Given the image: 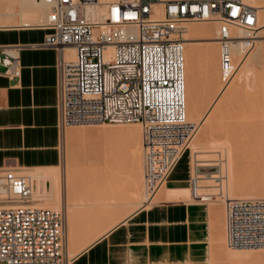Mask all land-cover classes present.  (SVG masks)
Here are the masks:
<instances>
[{
  "label": "built area",
  "instance_id": "2783aa9c",
  "mask_svg": "<svg viewBox=\"0 0 264 264\" xmlns=\"http://www.w3.org/2000/svg\"><path fill=\"white\" fill-rule=\"evenodd\" d=\"M41 1L46 16L31 26L50 32L43 41L18 48L59 51L60 130L101 122L142 123L145 189L152 197L201 127L187 112L188 24L218 23L220 68L227 82L238 68L235 47L246 52L253 46L259 7L244 0ZM69 46L75 48L73 58L66 55ZM1 64L6 74H20L18 55L4 51ZM197 176L191 175L190 188L202 198ZM0 187L6 188V196L0 193V264H69L63 210L38 205L32 177L18 169L0 168ZM225 237L230 248L264 247V195L226 198Z\"/></svg>",
  "mask_w": 264,
  "mask_h": 264
},
{
  "label": "crops",
  "instance_id": "0c3cea01",
  "mask_svg": "<svg viewBox=\"0 0 264 264\" xmlns=\"http://www.w3.org/2000/svg\"><path fill=\"white\" fill-rule=\"evenodd\" d=\"M49 32L31 25L0 26V54L9 51L18 55L21 66L19 75L10 76L5 73V65H0V168L61 164L63 132L57 90L60 53L53 47L18 48L43 41ZM199 68V78L194 81L197 87L194 83L192 86L197 88V95L192 96L191 89V97L202 104L210 101L211 93H203ZM191 161L190 150L168 178L159 200L139 207L69 264H199L207 259L213 231L219 232L221 207L164 196L168 188L189 187Z\"/></svg>",
  "mask_w": 264,
  "mask_h": 264
},
{
  "label": "bare ground",
  "instance_id": "6f19581e",
  "mask_svg": "<svg viewBox=\"0 0 264 264\" xmlns=\"http://www.w3.org/2000/svg\"><path fill=\"white\" fill-rule=\"evenodd\" d=\"M106 1H110V0H106ZM245 2H247V3H249V4H252V5H255V6H257V7H259V13H258V26H257V28H256V30L254 31V34L253 35H251V37H252V39H253V46L248 50V51H246V52H244L243 51V49L240 47V46H236L235 47V49H234V58H235V60H236V62L238 63V68H237V71L235 72V74L232 76V78L229 80V81H227V82H224V84H223V86L221 87V89H220V91L216 94V96H215V98L213 99V101H212V103L209 105V107L207 108V110L205 111V113L201 116V118H199V121H196V122H198V123H200V125H204V124H206V132H208V131H212V134H214L213 132H215L214 130H215V128H216V126H217V128H218V126H220V124H219V122L221 123V119L223 118V117H225V115L227 114L228 116L230 115L229 113V111L232 109V108H234L235 107V105H236V103L238 102V100L240 99V97L242 96L241 94L243 93L242 91H243V87L242 86H246V85H249V80H250V78L253 76V70H254V66L255 65H257V63H259V62H261L262 60H263V57H264V47H263V45L262 44H260V45H258L257 44V41H259L260 43H262L263 41H264V39H263V37H264V0H244ZM19 8V10L17 11L16 10V8ZM46 13H47V8H46V5L44 4V2L43 1H41V0H0V14H4V15H8V16H10V17H13L12 18V20H10L8 17V19L9 20H3L2 22H0V26H14V25H36V24H38V23H40L42 20H44V18H45V16H46ZM18 14H20V18H21V22H19L18 20H17V18H14L15 16H17ZM6 18V19H7ZM203 20H197V21H193V22H190V24H188V31H187V36H186V50H185V54H186V87H187V112H188V118H189V120H191V121H195L194 120V117L196 118V116H197V118L196 119H198V115L200 114L199 113V110H200V106H199V102H198V100H197V102H194L195 100H192L193 99V97H191V89H193L192 88V86H193V83H194V81L196 80L195 78H199V74H197V72H198V70L200 69L199 67H200V64H201V57H202V52L198 49V47L196 46V44L198 45V43H205V45H206V47H205V49H204V54H205V57H206V59H207V61L209 62V63H211V65H209L208 63H207V66H210V73H212V74H210V75H212L213 77H214V73H215V64H214V60H216V58L215 57H217V56H215L216 55V51H214V45H215V43L216 44H218L219 43V41H218V37H215L213 40L211 39V38H209V35L211 34V28L214 26L213 24H211V25H213V26H211L210 24H208V23H206L205 24V22L206 21H203ZM209 23L211 22H213V23H217V22H214V21H208ZM218 31V30H217ZM232 31L233 32H239V33H241V35L242 36H247L248 34H247V32L246 31H244V30H241V29H238V28H236V27H233L232 28ZM66 55H67V57H69V58H73L74 57V55H75V48L74 47H71V46H69V47H67L66 48ZM213 63V64H212ZM209 69V68H208ZM196 74L198 75L197 77H195L196 76ZM212 77V78H213ZM198 81V80H197ZM196 83H194V86H196L195 85ZM198 84V83H197ZM199 86V85H198ZM197 87V86H196ZM194 89H197V88H194ZM194 89L192 90V92L194 91ZM195 93V94H194ZM194 93H192V96H194L195 97V95H197L196 94V90L194 91ZM197 97V96H196ZM199 99V98H198ZM233 110V109H232ZM231 110V111H232ZM261 114V115H260ZM263 112L262 113H260L259 111H254V112H252L251 113V116L249 117L250 118V120L253 122L254 120L255 121H257L258 119H260L259 117L261 116H263ZM226 115V116H227ZM226 118V117H225ZM224 119V118H223ZM227 119V118H226ZM221 120V121H220ZM225 121V120H224ZM222 123H224V122H222ZM221 123V124H222ZM95 124H97V125H100V126H98L97 128H95L94 129V131L96 132L95 134H98L99 136H102L103 138H113V139H117V140H122V139H126V141H131V143H132V141H133V143H134V140H135V143H136V141H137V143H138V145L136 144V146L134 145V147L132 146V147H129L130 146V144L127 142V147H129V148H133V149H130L129 150V148H128V151L126 152V148L125 147H123L124 148V151H123V155H124V152H125V154H126V156L127 155H129V156H127V158H129V159H135L136 160V158L137 157H140L141 158V156H140V154H141V151L144 153V147L142 148L141 146H142V136H143V131H142V125H141V123L140 122H132V123H129L128 124V126L126 125V126H122V127H120L119 125V127L117 128V127H114V129H112V127L111 128H107L105 125L107 124V122H101V123H95ZM90 126L92 125V124H89ZM222 126H223V124H222ZM221 126V127H222ZM226 126V125H225ZM225 126H223V128H221V130L222 129H226V127ZM204 127V128H205ZM225 127V128H224ZM79 128H81V127H79ZM84 128V127H83ZM217 128H216V133H217ZM75 128H73L72 130H74ZM77 129V128H76ZM90 129H92V128H90ZM89 130V129H88ZM74 131H79L78 129L77 130H74ZM84 131H85V129H84ZM90 131V130H89ZM88 131V132H89ZM92 131V130H91ZM218 131H220L219 130V128H218ZM223 131V130H222ZM225 131H227V130H225ZM72 132V131H71ZM70 132V133H71ZM205 132V133H206ZM221 132V131H220ZM224 132V131H223ZM66 133V132H65ZM94 132H92V134H93ZM204 133V134H205ZM225 133V132H224ZM223 133V134H224ZM226 133H228V132H226ZM74 134V133H73ZM81 134V133H80ZM91 134V133H90ZM90 134H88V135H90ZM91 134V135H92ZM94 134V135H95ZM203 134V133H202ZM218 134V136L220 137V135H221V137L220 138H222L223 136V134H219V132L217 133ZM72 135V134H71ZM87 135V136H88ZM216 135V134H215ZM214 135V136H215ZM227 136L229 135V134H226ZM200 136H202V135H200ZM199 136V137H200ZM214 136H213V138H214ZM217 136V137H218ZM225 137V136H224ZM223 137V138H224ZM229 137H230V135H229ZM228 137V138H229ZM201 138H203V137H201ZM226 138V137H225ZM230 138H232V137H230ZM255 137H253V139H254ZM194 140V139H193ZM192 140V142H191V144H190V146H191V148H192V150H193V152H192V154L194 153V161H193V163H192V165H193V169H194V173H195V175H198L197 177L199 178V183H198V189H197V193L198 194H200V195H202L203 193H201L200 192V187H202V186H204V185H202L201 183H200V181L202 180V179H205V180H209V181H216L217 182V180H216V178H217V176L219 175V174H211L212 172H210V173H206V172H204V171H201V170H199L200 169V167L201 166H205V165H210L211 163H209V162H206V161H201L202 159L200 158V157H202L203 156V154H201V155H199V153H201V152H203L204 150H200V149H198L197 148V144H198V142H194ZM201 140V139H200ZM229 140V139H228ZM228 140H221V139H214L213 140V143L212 144H216L217 146H222L223 148H224V150H226V152H227V154H228V167H227V169L225 170L226 171V175L228 176V178L226 179V180H222V181H219L220 183H217V184H214V185H218V186H221V188H216L215 186V189H221L220 191H216L215 193H218L219 195L220 194H222V196L221 197H224V196H226L225 198H237V197H260V196H262V195H264V177L262 178V176H261V178H262V181H259V180H256L255 182H254V180L253 179H255V178H257V177H255V176H257V175H255V174H257L256 172H259L260 171V166L258 167V166H254V167H256V169H257V167H258V170L259 171H257L256 169L254 170V167H253V171L255 172L254 174H253V172L251 173V175H250V173L248 174V175H250V176H248L250 179H251V181H249V179H246L249 183H247L246 181H245V179H244V177H243V174H242V172L240 171V169L238 168V167H235V165L232 163V159H233V151H232V149H234V148H231V146H230V144H233V143H231L232 142V140H231V142H230V144H229V141ZM123 141H125V140H123ZM125 141V142H126ZM195 141H196V138H195ZM234 141V140H233ZM253 141H255V139L253 140ZM194 142V143H193ZM204 142V141H203ZM206 142H208V141H206ZM132 143V144H133ZM255 143V142H254ZM129 145V146H128ZM144 146V145H143ZM233 146V145H232ZM136 147V148H135ZM95 148V147H94ZM93 148V150H98L97 148L96 149H94ZM122 148V149H123ZM135 148V149H134ZM214 148V147H213ZM216 148V147H215ZM254 148V147H253ZM100 149V148H99ZM106 149V148H105ZM142 149V150H141ZM202 149H205V147L204 148H202ZM93 150H91V152L92 153H95V151H93ZM101 150V149H100ZM103 150V151H102ZM102 153L104 152V148H102ZM214 150V149H213ZM254 150V149H253ZM253 150H252V152H253ZM107 151H109L108 149H107ZM106 150H105V152H107ZM216 151V150H215ZM218 151V150H217ZM255 151V150H254ZM97 152V151H96ZM105 152H104V155H105V158H104V160H105V166L103 167V166H101L100 165V167L101 168H97V169H94L93 171H92V173H91V175L90 174H87L89 171H91L90 170V168L91 167H85V163L83 164L84 166H83V168H79L77 165H75L76 166V168H78V169H80V170H77L76 169V171H82L83 169H87V168H89V170L87 171V173L85 174V178H83V177H80V178H78V174L77 173H72V172H74L73 170L75 169V166L73 165V164H71V165H73L74 166V169L72 170V174L69 172V173H67L68 172V170H67V172H66V170L64 171V172H66L65 174H66V179L68 180V185H69V196H73L74 198H75V196L77 195V196H79V194H80V192H82L83 190L82 189H84L85 188V190L82 192V193H84V195L88 198V195H90L89 196V199L90 198H94V196H92L91 197V194H93L92 192L94 191H92L91 192V190L90 191H88L90 188H94L95 189V187H96V191L98 190L99 191V188H102L103 190L102 191H104V187L106 186H102V187H100L101 186V184H103L102 182L104 181V180H108V177L109 176H111V178L114 180V177L115 176H118V177H120V178H123V177H125L126 179H127V183H128V181H129V179L130 178H132L135 174H136V176H134V177H136V178H132V179H130V181L132 182L133 181V179L135 180V179H139V181L138 180H135V182L136 181H138V182H141V180H143V176H142V179H140L141 177L139 176L140 175V173H141V171H140V169L138 168V166H139V161L137 162V161H135L134 162V164H136V163H138V166H137V168L138 169H136L135 167H136V165L134 166V170L136 169L137 171L139 170L140 171V173H138L137 174V171H134V170H132V171H134L133 173H132V171H131V174H134L132 177H130L129 179H128V177L127 176H123L122 174V176H119V173H121V172H119L120 171V169L119 168H122V166H123V169H125L126 170V168L128 169V168H131L130 166L132 165V161H130L129 159V162H132L131 163V165H128V166H126V168L124 167L126 164H123V163H121V161H124V162H126L127 160H124V158L125 159H127L126 157H124L123 159H116L117 157H116V152H112L113 153V155L116 157V158H114V157H112L113 155H111L110 156V153H109V155H107V154H105ZM109 152H111V151H109ZM122 152V151H121ZM121 152H119V153H121ZM222 152V151H221ZM225 152V151H224ZM115 153V154H114ZM119 153H117V156H119L118 154ZM129 153V154H128ZM198 153V154H197ZM91 153H87V155L89 156ZM98 154V153H97ZM93 155V154H92ZM122 155V156H123ZM144 155V154H143ZM219 155V154H218ZM254 155H255V152H254ZM254 155H252V158H253V156ZM95 156V155H94ZM103 156V155H102ZM122 156H121V158H122ZM198 156H200V157H198ZM204 156H205V154H204ZM86 157V156H85ZM208 157H209V155H208ZM207 157V154H206V158H208ZM99 158V157H98ZM101 158V160H102V157H100ZM144 158V157H143ZM143 158H141V160L143 159ZM225 158V157H224ZM88 159H90V158H88ZM87 159V160H88ZM93 159V158H92ZM96 159V158H95ZM139 159V158H138ZM255 161H256V159H255V157L253 158ZM85 160H86V158H85ZM98 160V159H97ZM140 160V162H142L143 164H144V159L141 161ZM252 161V163H254L255 161ZM89 161V160H88ZM99 161V160H98ZM103 161V160H102ZM201 161V162H200ZM219 161H220V158H219ZM101 162V161H100ZM192 162V161H191ZM88 163V162H87ZM127 164H128V162H126ZM142 163H140L141 164V168H143V164ZM216 163V162H215ZM256 163V162H255ZM254 163V164H255ZM82 164H81V166H82ZM97 164H99L98 162H97ZM97 164H95L96 166H97ZM101 164V163H100ZM120 164H122V166L120 165ZM217 164V163H216ZM253 164V165H254ZM71 165H69V166H71ZM88 165V164H87ZM86 165V166H87ZM90 165V164H89ZM95 165H92V166H94L95 167ZM120 165V166H119ZM256 165V164H255ZM260 165V164H259ZM91 166V165H90ZM227 166V165H226ZM67 167V166H66ZM98 167H99V165H98ZM133 167V166H132ZM69 168H71V167H69ZM73 168V167H72ZM96 168V167H95ZM30 169V171H31V174H30V176L32 177V179H33V181H34V186H35V191H34V197L35 198H38V199H40V200H43V202H40V201H38L37 202V204L38 205H40V206H44V207H54V208H61L62 207V199H61V197H62V192H61V186H60V182L62 181L61 180V174H60V172H59V170H58V166H56V167H32V168H29ZM66 169V168H65ZM82 169V170H81ZM91 169H93V167L91 168ZM218 169V168H217ZM222 169V168H221ZM251 169H252V167H251ZM262 169V171H263V168H261ZM70 170V169H69ZM131 170V169H130ZM130 170H128V171H130ZM143 172H144V169H141ZM250 171V170H249ZM248 171V172H249ZM127 172V171H126ZM213 172H215V171H213ZM221 172H222V170H221ZM82 173H83V171H82ZM81 173V175L80 176H83L84 175V173H85V171H84V173L82 174ZM122 173H123V171H122ZM130 173V172H129ZM128 173V174H129ZM145 173V172H144ZM216 173V172H215ZM244 173V172H243ZM262 173V172H261ZM260 172H259V174L258 175H260L261 174ZM76 174V176H73V175H75ZM118 174V175H117ZM124 174V173H123ZM143 174V173H142ZM223 174V173H222ZM252 174L254 175V178H251V176H252ZM262 174H264V172L262 173ZM261 174V175H262ZM87 175V176H86ZM90 175V176H89ZM127 175V174H126ZM139 176V178H137L138 176ZM224 175V174H223ZM246 175V174H245ZM89 176V177H88ZM129 176H130V174H129ZM220 177H223L222 175H219ZM218 176V177H219ZM226 176V177H227ZM264 176V175H263ZM247 177V176H246ZM245 177V178H246ZM62 178H64V177H62ZM111 178H109V180L111 179ZM124 178V179H125ZM144 178H145V176H144ZM208 178H213V179H208ZM215 178V179H214ZM118 179V178H117ZM125 179V180H126ZM258 179H260L259 177H258ZM116 180V179H115ZM118 180H120V179H118ZM116 181V182H118V184H117V186L118 187H121V186H123L124 185V183L123 184H121V182L123 181L122 179H121V181ZM261 180V179H260ZM49 181H51V189H49L48 188V186H47V183L49 182ZM129 181V182H130ZM208 181V182H209ZM261 182V183H259V184H257L258 182ZM66 182V181H65ZM111 181H109V183H110ZM112 182H114V181H112ZM120 182V183H119ZM130 182V183H131ZM134 182V181H133ZM132 182V184H131V187L132 188H134V187H136V186H134L135 184ZM251 182V183H250ZM105 183H108V182H104V184ZM145 183V182H144ZM103 184V185H104ZM112 184V186L110 185V186H108L107 188H108V190H109V188L110 187H113L114 185H113V183H111ZM115 184V183H114ZM121 184V185H120ZM125 184H126V181H125ZM134 184V185H133ZM220 184V185H219ZM130 185V184H129ZM134 187H133V186ZM138 185H139V183H138ZM141 185H143V183L141 182ZM141 185H140V188H141ZM94 186V187H93ZM116 186V185H115ZM116 186V187H117ZM126 186H128V184L126 185ZM126 186H124L125 188H127ZM144 186V185H143ZM143 186H142V188H143ZM68 187V186H67ZM115 187V188H116ZM129 187V186H128ZM77 188H82L80 191L77 189ZM114 188V189H115ZM121 188H123V187H121ZM125 188H123V189H125ZM132 188H128V189H130V191H132L133 192V190H132ZM164 188V187H163ZM163 188H160L152 197H150V198H148L149 199V201H154V200H159L161 197H162V194H163ZM68 189V188H67ZM75 190L76 191V189L79 191V192H75V191H73V190ZM88 189V190H87ZM105 189H106V187H105ZM127 189V190H128ZM139 189V188H138ZM145 189V188H144ZM87 190V191H86ZM101 190V189H100ZM110 190H111V188H110ZM116 190V193H113V191H115ZM115 190H111V191H109V192H111V196H113L114 194H116V196L118 195V197H119V195H120V189H115ZM126 190V189H125ZM135 190H137V188L135 189ZM141 190V189H140ZM140 190H139V192H140ZM97 191V193L99 194L100 192H98ZM117 191H119V194H118V192ZM123 192H124V190H122ZM72 192H73V194L75 195V193H79V194H76L75 196L74 195H72ZM75 192V193H74ZM88 192H90V193H88ZM127 193H129V190L128 191H126ZM135 192V191H134ZM138 192V193H139ZM0 193H2V195L3 196H6V188L5 187H0ZM97 193L95 192L93 195H97ZM102 193H107V189H106V192H102ZM126 193V194H127ZM166 194L164 195L166 198H169V199H172V200H177V199H186V198H188V197H190L192 194H193V189H191V188H189V187H181V188H168L167 190H166V192H165ZM214 193V192H213ZM214 193V194H215ZM108 194V193H107ZM105 195V197L103 196V194L101 195V194H99V195H97V197L96 198H98V196H100V199H101V197L103 196V198H106V196H110V195ZM122 194H125V193H121V195H120V197L122 196ZM130 194H131V192L129 193V195H125L124 197H128V198H130V197H133V196H137V194L136 195H133V196H130ZM142 194V193H141ZM211 194V193H210ZM82 195V194H81ZM84 195H82L81 196V199H85V196ZM95 195V196H96ZM203 195H206L205 193L203 194ZM208 195V194H207ZM217 195V194H216ZM76 196V197H77ZM84 196V198H82ZM115 196V195H114ZM113 196V197H114ZM115 196V197H116ZM130 196V197H129ZM143 196V195H142ZM80 197V196H79ZM112 197V198H113ZM117 197V198H118ZM119 197V198H120ZM124 197H123V199H124ZM63 198V197H62ZM68 198V197H67ZM72 198V197H71ZM73 198V199H74ZM78 198V197H77ZM218 198V197H217ZM80 199V198H79ZM108 199V198H107ZM110 199V198H109ZM108 199V200H109ZM69 200V199H68ZM91 200V199H90ZM103 200V199H102ZM118 200V199H117ZM225 200V199H224ZM45 201H47V202H45ZM79 201H81V200H79ZM99 201V200H98ZM113 201V200H112ZM120 201H121V199H120ZM120 201H119V203H120ZM219 201V200H218ZM93 202V201H92ZM124 202V201H123ZM128 202V201H127ZM138 202V201H137ZM113 203V202H112ZM130 203V202H129ZM128 203V204H129ZM69 204H71V203H69ZM114 204H116V202L114 203ZM124 204V203H123ZM77 205L78 206H80V207H82L83 205H84V202H83V200L81 201V202H78L77 203ZM94 205H96L95 203H94ZM98 205V204H97ZM102 205V204H101ZM109 205V204H108ZM137 205V204H136ZM142 205H146V204H141L140 206H138V207H135V209H133L132 211L130 210V209H127L128 211L130 210L131 212H129L128 214H126L125 216H123L120 220H118V221H116V222H112V224L111 223H109L110 225L108 226V224H107V227H101V228H98V225L96 226L94 223H96V222H94L93 223V219L91 220L92 221V223H93V225H95V229H93V230H100V231H98L97 232V234L96 235H92L91 236V239H89V240H87L86 242H84V245L82 246L81 244H80V246L78 247V249L77 250H71L70 251V257L73 259L75 256H77L79 253H81V252H83L85 249H87L91 244H93L95 241H97V240H99V238L100 237H102L103 235H105L107 232H109L111 229H113L115 226H117L120 222H123V220H125L129 215H131L134 211H136L139 207H141ZM91 206V205H90ZM103 207H104V205H102ZM68 207H69V209H68ZM67 207V212H68V215L66 216V221H67V226H65V233H66V231H67V239H68V241H69V239L72 237L73 238V233H74V226H75V224H77V223H75V222H77L75 219V214L76 215H79L83 210H85V209H83L82 208V211H81V209L79 208H76L75 209V207H74V209H73V207L72 206H68ZM107 207V206H106ZM111 207V206H110ZM112 207H114V206H112ZM121 207H122V205H121ZM95 207H93L92 209H94ZM102 208V207H101ZM108 208H109V206H108ZM107 208V209H108ZM117 212H119V210H120V208H119V206H117ZM132 208H134V207H131V209ZM90 208H88V209H86V212H88L87 210H89ZM91 209V210H92ZM96 209V212H97V214L100 216V218H102L104 215H106V213L109 211V209L107 210L106 209V213L105 214H102V212H104V211H102L103 209H101V211L102 212H98V208H95ZM113 209V208H112ZM112 209H110V210H112ZM114 209H116V208H114ZM114 209H113V212H111V213H114V212H116V211H114ZM104 210H105V207H104ZM121 211V210H120ZM127 211V212H128ZM86 212H82V213H84L85 215L84 216H86V215H89V212H88V214L86 213ZM91 212V211H90ZM96 212L94 211V213L92 214L93 216V218H95L94 217V215L96 216L97 214H96ZM79 213V214H78ZM81 213V214H82ZM101 213V214H100ZM110 213V212H109ZM111 213H110V215H111ZM120 213V212H119ZM123 214V213H122ZM134 214V213H133ZM83 215V214H82ZM101 215H102V217H101ZM116 215V214H115ZM120 215V214H119ZM84 216H82L83 218H84ZM106 216H109V214H107ZM91 217V218H92ZM116 217H117V215H116ZM81 218V217H80ZM82 218V219H83ZM96 218H99V217H96ZM95 218V219H96ZM113 218L115 219V217L113 216ZM112 218V219H113ZM119 219V218H118ZM116 220V219H115ZM85 221V220H84ZM83 221V222H84ZM89 220H87L86 222H88ZM81 222V220L78 222V223H80ZM82 222V223H83ZM78 226H80V224H77V228L76 229H78ZM81 226H82V224H81ZM83 226H85L84 225V223H83ZM92 226V225H91ZM100 227V226H99ZM92 228H93V226H92ZM103 228H104V230H103ZM76 229H75V233H77L76 232ZM94 231V232H95ZM94 232L92 231V233L94 234ZM66 236V235H65ZM75 236V235H74ZM76 237V236H75ZM90 238V237H89ZM221 239V241H224V234L223 233H219L218 231L217 232H215V231H213V236H212V245H213V247L216 245V243H218L217 241L218 240H220ZM70 241H71V239H70ZM73 241V240H72ZM225 241H226V238H225ZM81 242V241H80ZM67 243V242H66ZM70 243V242H69ZM75 243V242H74ZM73 243V244H74ZM86 243V244H85ZM71 245V244H70ZM72 246V245H71ZM226 246H227V244H226ZM228 247V246H227ZM75 248V247H74ZM247 249H245V248H230L229 247V250H228V248H227V255L228 256H230L231 258H233V259H239V258H244V257H258V258H264V247L262 248V247H246ZM231 249V250H230ZM234 249V250H233ZM245 249V250H244Z\"/></svg>",
  "mask_w": 264,
  "mask_h": 264
},
{
  "label": "rangeland",
  "instance_id": "374dc122",
  "mask_svg": "<svg viewBox=\"0 0 264 264\" xmlns=\"http://www.w3.org/2000/svg\"><path fill=\"white\" fill-rule=\"evenodd\" d=\"M16 10L18 11L19 10V8L17 7L16 8ZM20 16V14H18L17 16H15L14 18H17V20L19 21V22H21V16ZM10 17V16H6V15H4V14H0V22H2L3 20H12V18L13 17H10L9 19L8 18ZM7 18V19H6ZM193 22V21H192ZM203 22V21H202ZM206 23H208V24H213V25H211V26H213L212 28H211V34L209 35V38H215V37H217V30H218V23H209L208 21H206L205 22V24ZM190 24V23H189ZM186 36H187V33H186ZM212 39V40H213ZM263 39H264V37H263ZM257 44L258 45H260V44H262L263 45V47H264V41L262 42V43H260L259 41H257ZM196 46L198 47V49L202 52V57H201V64H200V66L202 67V78H201V81H202V84L204 85V88H203V93H211V95H210V101H208V102H206V103H202V104H200L199 103V106H200V110H199V117H198V119H196L197 118V116H196V118L194 117V120L195 121H199V118H201V116L205 113V111L207 110V108L209 107V105L212 103V101H213V99L215 98V96H216V94L220 91V89H221V87L223 86V84H224V81H223V79H222V73H221V68H220V56H219V43L218 44H216L215 43V45H214V51H216L215 53H216V55L215 56H217V57H215L216 58V60H214V64H215V73H214V77L212 76V75H210V74H212V73H210V66H207V63L209 64V65H211V63H209L208 61H207V59H206V57H205V54H204V49H205V47H206V45H205V43H198V45L196 44ZM213 64V63H212ZM209 68V69H208ZM254 70H253V76L250 78V80H249V85H246L245 87L244 86H242L243 87V93L241 94L242 96L240 97V99L238 100V102L236 103V105H235V107L234 108H232L229 112V116L227 115H225V117L227 118H225V117H223L220 121H221V123L222 122H224V123H222L223 124V126H225L226 127V129H222L221 130V128H223V126H222V124L219 122V124H220V126H218V128H219V130L221 131H218V128H217V126H216V128H217V133L219 132V134L221 133V134H223L222 136L224 137H222V138H220L221 137V135H220V137L218 136V134L216 133V128H215V132H213L214 134H212V131H208V132H206V124H204L203 126L201 125V127H200V130H199V132H198V134L195 136V138H196V141H195V138H194V142H198V146H197V148L198 149H200V150H204L203 152H201V153H199V155H201V154H205V156H204V154H203V156L202 157H200V156H198V157H200L202 160L201 161H206V162H209V163H211L210 165H205L204 166V169H203V171L204 172H206V173H209V172H212V171H215V172H212L211 174H219V175H222L223 177H220L219 175V177L217 176V178H216V180L218 179L219 181H222V180H226L227 178H228V176L226 175V169H227V167H228V154H227V152H226V150H224V148L222 147V146H217L216 144H212L213 143V140L214 139H221V140H228L229 141V144H230V142H231V140H232V142L231 143H233V144H230V146H231V148H234V149H232V151H233V159H232V163L235 165V167H238L239 169H240V171L242 172V174H243V177H244V179H245V181L247 182V183H249L246 179H249V181H251V179L248 177V176H250L251 175V173L253 172V174L256 172H254L253 171V167L254 166H260V171L258 170V167H257V169H256V167H254V170L256 169L257 171H259L260 173L262 172H264V114H263V116L261 117H259L260 119H258L257 121H251L250 120V116H251V113L252 112H254V111H259L260 113H264V57H263V60L261 61V62H259V63H257V65H255L254 67ZM213 77V78H212ZM213 88V89H212ZM261 115V114H260ZM225 120V121H224ZM132 123V122H131ZM128 124L129 123H107L105 126L107 127V128H111L112 127V129H114V127H122L123 125L124 126H128ZM119 125V126H118ZM122 125V126H121ZM141 125H142V123H141ZM98 126H100V125H97V124H92L91 126L89 125V124H81V125H73V126H70V127H67L66 128V130L63 132V136H62V144H61V148H62V161H61V164L60 165H58V170H59V172H60V174H61V182H60V186H61V192H62V197H61V199H62V207L60 208V209H62L63 210V212H64V216H65V226H67V221H66V216L68 215V212H67V207L68 206H72L73 207V209H74V207H75V209L76 208H80L81 209V211H82V208L83 209H85V210H83L82 212H86V209H88V208H90L89 210H87L88 212H89V215H86V216H84L85 214L84 213H78L79 215H76L75 214V220L77 221V222H75V223H77V224H80V226H78V229H76L77 228V224H75V228H74V233H73V238L71 237L70 239H71V241H70V239H69V241H68V239H67V231H66V233H65V228H64V234L66 235L65 236V240H66V249H65V254H66V257L68 258V262H70L71 260H72V258L70 257V251L71 250H77L78 249V247L80 246V244L83 246L84 245V242H86L87 240H89V239H91V236L92 235H96L97 234V232L98 231H100L99 229L98 230H93V229H95L94 227H95V225L97 226L98 225V228H101V227H107V224H108V226L110 225L109 223H111L112 224V222H116V221H118V220H120L123 216H125L126 214H128L129 212H131L133 209H135V207H138V206H140L141 204H151V203H153L154 201H157V200H154V201H149V199L147 198L148 197V195H147V193H146V189H144L145 188V178H144V176H145V171L143 172L141 169H144V166H145V161L143 160L144 158V153L141 151V154H140V156H141V158H143L142 160L144 161V164L142 163V162H140V160H141V158L140 157H137L136 158V160L135 161H139V166H138V163H136V164H134V160L132 159H129V158H127V156H129V155H127L126 156V154H125V152H124V155L122 154L123 153V151H124V148L123 147H127V142L128 141H126V139H122V140H117V139H113V138H103L102 136H99L98 134H95L96 132L94 131V129L95 128H97ZM114 126V127H113ZM222 126V127H221ZM79 127H81V128H79ZM84 127V128H83ZM205 127V128H204ZM224 127V128H225ZM73 128H75L74 130H79V131H74V130H72ZM77 128V129H76ZM90 128H92V129H90ZM84 129H85V131H84ZM90 131H89V130ZM92 130V131H91ZM225 130H227V131H225ZM72 131V132H71ZM89 131V132H88ZM142 131H143V125H142ZM66 132V133H65ZM71 132V133H70ZM92 132H94L93 134H92ZM206 132V133H205ZM226 132H228V133H226ZM74 133V134H73ZM81 133V134H80ZM92 135H91V134ZM143 133V132H142ZM203 133V134H202ZM205 133V134H204ZM72 134V135H71ZM88 134H90V135H88ZM95 134V135H94ZM216 134V135H215ZM226 134H229L230 135V137H232V138H230L229 137V135L227 136ZM88 135V136H87ZM200 135H202V136H200ZM215 135V136H214ZM200 136V137H199ZM213 136H214V138H213ZM218 136V137H217ZM201 137H203V138H201ZM229 137V138H228ZM253 137H255L254 139H255V141H253L254 139H253ZM201 139V140H200ZM123 140H125V141H123ZM142 140H143V136H142ZM234 140V141H233ZM204 141V142H203ZM206 141H208V142H206ZM193 142V143H194ZM255 142V143H254ZM129 144H130V146L129 147H134V145L136 146V144L138 145V143H137V141H136V143H135V140H134V143H133V141H132V143H131V141H129L128 142ZM142 143H143V141H142ZM144 144H142V148L144 147L143 146ZM233 145V146H232ZM123 146V147H122ZM95 147V148H94ZM98 147V148H97ZM129 147H127L126 149V152L128 151V148ZM137 147V146H136ZM135 147V148H136ZM205 147V149H202V148H204ZM214 147V148H213ZM216 147V148H215ZM254 147V148H253ZM93 148L94 149H98V150H93ZM102 150V148H104V152H105V150L107 151V149L109 150V151H111V152H109V151H107V152H105V154H107V155H109V153H110V156L111 155H113V153L112 152H116V157L113 155L112 157H114V158H116V159H123L124 157H126L127 159H125L124 158V160H127L126 162H128V164L126 163V162H124V161H121V163H123V164H126L124 167L126 168V166H128V165H131V163H132V165L130 166L131 168H126V170L125 169H123V166H122V164H120L121 166H122V168H119L120 169V171L119 172H121V173H119V176H127L128 177V179L130 178V177H132L134 174H131V171L132 170H134V166L136 165V169H140V171H141V173H140V171L138 170H134V171H137V174L138 173H140V179H142V176H143V180H141V182L143 183V185H141V182H138L139 181V179H135V180H138V181H136L135 182V180L133 179V183L135 184H133L134 186H136V187H134L133 185V187L134 188H132L131 187V184H132V182L130 181V179H132V178H136V177H134V176H136V174L132 177V178H130L129 179V181L131 182H129L128 181V183H127V179L125 178V177H123V178H120V177H118V176H115L114 177V180L111 178V176H109L108 177V180H104L102 183L104 184V182H108V183H105L104 185L103 184H101V186L100 187H104L105 185V187H106V189H107V193L109 194H111V192H109V191H111L112 189L113 190H115V189H120V195H121V193H125V194H122V196L120 197V195H119V197H118V195L116 196V194H114L113 196H111L113 193H116V190L115 191H113V193L108 197V196H106V198H103V196L105 197V195H108L107 193H102V192H106V189H105V187H104V191H102L103 189L102 188H99V191L98 192H100L99 194H103V196L101 197V199H100V196H98V198H96L97 197V195H99L98 193H97V191L95 190L96 189V187H95V189L93 188H90L88 191H90L91 190V192L94 194L95 192L97 193V195L95 196V195H93V194H91V197L92 196H94V198H90L89 199V196L90 195H88V198L84 195V193H82L84 190H85V188L84 189H80V188H77L79 191L81 190L82 192H80V194L79 193H75L76 191L77 192H79L77 189H76V191L75 190H73V191H75L74 193H75V195L76 194H79V196H75L74 194H73V192H72V195H74L75 196V198L73 197V196H69L70 194H69V185H68V180L66 179V172H67V170H68V172L67 173H71L72 172V170L74 169V166L75 165H77L79 168H83V164L85 163V167H93V169H91L90 168V170L91 171H89L88 173H87V171L89 170V168H87L86 170L85 169H81L82 171H83V173H84V171H85V173H84V175L83 176H80L81 175V173H82V171L80 172H78V171H76V169L77 170H80V169H78V168H76V166H75V169L73 170L74 172H72L73 174L74 173H77L78 174V178H80V177H83V178H85V174L87 173V174H90L91 175V173H92V171L94 170V169H97V168H101L100 167V165L101 166H105V160H104V158H105V155H104V152L102 153V151L100 150V149ZM106 148V149H105ZM123 148V149H122ZM134 148V149H135ZM130 149H133V148H129V150ZM144 149V148H143ZM214 149V150H213ZM255 151H254V150ZM91 150H93V151H95V153H92L91 152ZM192 151L193 152V150H192V148H190V149H188V151ZM216 150V151H215ZM218 150V151H217ZM252 150H253V152H252ZM97 151V152H96ZM122 151V152H121ZM222 151V152H221ZM225 151V152H224ZM119 152H121V153H119ZM129 152V151H128ZM254 152H255V155H254ZM87 153H91L89 156L87 155ZM98 153V154H97ZM117 153H119L118 155L119 156H117ZM93 154V155H92ZM129 154V153H128ZM198 154V153H197ZM206 154H207V157H208V155H209V157L208 158H206ZM219 154V155H218ZM95 155V156H94ZM103 155V156H102ZM123 155V156H122ZM252 155H254L253 156V158L255 157V159H256V161L252 158ZM86 156V157H85ZM121 156H122V158H121ZM99 157V158H98ZM100 157H102V160H101V158ZM104 157V158H103ZM225 157V158H224ZM85 158H86V160H85ZM88 158H90V159H88ZM93 158V159H92ZM96 158V159H95ZM139 158V159H138ZM219 158H220V161H219ZM89 161H88V160ZM99 161H98V160ZM130 161H132V162H129V160ZM141 160V161H142ZM254 160L255 162V164L254 163H252V161ZM101 161V162H100ZM193 161H194V153L192 154V163H193ZM200 161V162H201ZM88 162V163H87ZM97 162L99 163V164H97ZM217 164H216V163ZM83 163V164H82ZM101 163V164H100ZM140 163H142L144 166H143V168H141L140 166H141V164ZM71 164H73V165H71ZM81 164H82V166H81ZM88 164V165H87ZM91 166H90V165ZM95 164H97V166L95 165ZM254 164V165H253ZM260 164V165H259ZM69 165H71V166H69ZM87 165V166H86ZM92 165H95V167L94 166H92ZM98 165H99V167H98ZM119 165V166H120ZM227 165V166H226ZM67 166V167H66ZM103 166V167H104ZM133 166V167H132ZM137 166H138V168H137ZM69 167H71V168H69ZM73 167V168H72ZM129 167V166H128ZM251 167H252V169H251ZM66 168V169H65ZM218 168V169H217ZM222 168V169H221ZM261 168H263V171H262V169ZM70 169V170H69ZM72 169V170H71ZM131 169V170H130ZM192 169H193V165H192ZM18 170L21 172V173H25V174H27V175H30L31 174V171H30V169L29 168H18ZM66 170V172H64ZM128 170H130V171H128ZM145 170V169H144ZM221 170H222V172H221ZM250 170V171H249ZM122 171H123V173H122ZM127 171V172H126ZM134 171H132V173L134 172ZM249 171V172H248ZM252 171V172H251ZM130 172V173H129ZM259 172H256L257 174H255V175H257V176H255V177H257V178H255V179H253L254 180V182L256 181V180H259V181H262V178L264 177L263 175L264 174H260V175H258L259 174ZM71 173V174H72ZM82 173V174H83ZM130 174V176H129V174ZM143 173V174H142ZM193 173H194V169H193ZM224 175H223V174ZM250 173V175H248V174ZM122 174V175H121ZM127 174V175H126ZM246 174V175H245ZM252 174V176H251V178H254V175ZM89 175V176H90ZM118 175V174H117ZM137 175V176H138ZM73 176H76V174L75 175H73ZM87 176V175H86ZM88 176V177H89ZM139 176L137 177V178H139ZM227 176V177H226ZM247 176V177H246ZM261 176H262V178H261ZM62 177H64V178H62ZM246 177V178H245ZM258 177L261 179H258ZM109 178H111L110 180H109ZM120 179V180H118V179ZM126 180H125V179ZM116 179V180H115ZM121 179L123 180L122 182H121V184H123L124 183V185L123 186H121V187H123V188H125L124 186H126L127 184H128V186H126L127 188H125V189H123V188H121V187H118L117 186V184H118V182H116L117 180L118 181H121ZM208 179H213V178H208ZM215 179V178H214ZM217 180V182L216 181H209V180H205V179H202L201 181H200V183L202 184V185H204V186H202V187H200V192L201 193H205L206 195H201L202 196V198H198V197H196V195L193 193L190 197H188L187 199H193V200H198V201H207L210 205H219L220 207H221V217H220V221H219V233L221 234V233H223L224 234V241H221V239L220 240H218L217 242L218 243H216V245L213 247V245H212V249L209 251V254L207 255V259H205L202 263H199V264H264V258H258V257H244V258H239V259H233V258H231L230 256H228L227 255V251L229 250V247H227L226 246V241H225V200H226V196H224V197H221L222 196V194H218V193H215L216 191H220L221 189H215V187L216 188H221V186H218V185H214V184H217V183H220L219 181ZM264 180V179H263ZM66 181V182H65ZM109 181H111L110 183H109ZM112 181H114V182H112ZM125 181H126V184H125ZM209 181V182H208ZM252 182V181H251ZM250 182V183H251ZM258 182V181H257ZM111 183H113V187H110L111 188V190H110V188H109V190H108V186H112V184ZM115 183V184H114ZM120 183V182H119ZM138 183H139V185H138ZM256 183V182H255ZM259 183H261V182H258L257 184H259ZM120 184V185H121ZM130 184V185H129ZM52 184H51V181H49L48 183H47V186H48V188L49 189H51V186ZM108 185V186H107ZM117 187H116V186ZM140 185H141V188H140ZM220 185V184H219ZM68 186V187H67ZM142 186H143V188H142ZM215 186V187H214ZM94 187V186H93ZM116 187V188H115ZM163 187H165V185L163 186ZM162 187V188H163ZM68 188V189H67ZM115 188V189H114ZM128 188H132V190H133V192L132 191H130V189H128ZM137 188V190H135ZM139 188V189H138ZM189 188H190V185H189ZM101 189V190H100ZM129 190V193L131 192V194H130V196H133V195H136L137 194V196H133V197H130V198H126V197H124L125 195H129V193H127L126 191H128ZM141 189V190H140ZM164 189V188H163ZM192 189V188H191ZM69 192H68V191ZM86 190V191H87ZM122 190H124V192L122 191ZM139 190H140V192H139ZM135 191V192H134ZM194 191V190H193ZM118 192V194H119V191H117ZM139 192V193H138ZM215 194H214V193ZM88 193H90V192H88ZM127 193V194H126ZM142 193V194H141ZM211 193V194H210ZM84 195L85 196V199H81V196L82 195ZM133 194V195H132ZM208 194V195H207ZM217 194V195H216ZM143 195V196H142ZM84 196L82 197V198H84ZM68 197V198H67ZM72 197V198H71ZM113 197V198H112ZM118 197V198H117ZM123 197H124V199H123ZM218 197V198H217ZM74 198V199H73ZM80 198V199H79ZM109 200H108V199ZM69 199V200H68ZM103 199V200H102ZM118 199V200H117ZM120 199H121V201H120ZM167 199H169V198H167ZM225 199V200H224ZM79 200H83V202H84V205L82 206V207H80V206H78L77 205V203L78 202H81V201H79ZM99 200V201H98ZM113 200V201H112ZM172 200V199H171ZM219 200V201H218ZM93 201V202H92ZM119 201H120V203H119ZM124 201V202H123ZM128 201V202H127ZM138 201V202H137ZM40 202H43V200H40ZM45 202H47V201H45ZM113 202V203H112ZM116 202V204H114ZM130 202V203H129ZM69 203H71V204H69ZM94 203L96 204V205H94ZM124 203V204H123ZM129 203V204H128ZM98 204V205H97ZM104 205V207H105V210H104V207L102 206V205ZM109 204V205H108ZM137 204V205H136ZM91 205V206H90ZM121 205H122V207H121ZM107 206V207H106ZM108 206H109V208H108ZM111 206V207H110ZM112 206H114V207H112ZM117 206H119V208H120V210H119V212H117L118 210V208H117ZM93 207H95V208H98L97 210H98V212H102V211H104V212H102V214H105L107 211H106V209L108 208L109 209V211L106 213V215L107 214H109V216H106V215H104L103 217H102V215H101V217L102 218H100V216L97 214V212H96V209L94 208V209H92ZM102 207V208H101ZM131 207H134V208H132L131 209ZM54 208V207H53ZM114 208H116V209H114V211H116V212H114V213H111V212H113V209ZM68 209H69V207H68ZM74 209V210H75ZM92 209V210H91ZM101 209H103L102 211H101ZM107 209V210H108ZM110 209H112V210H110ZM127 209H130L129 211L127 210ZM77 210V209H76ZM91 211V212H90ZM94 211L96 212V216L94 215V217L96 218V217H99V218H93L92 216V214L94 213ZM128 211V212H127ZM88 212H86L87 214H88ZM111 213V215H110V213ZM123 213V214H122ZM95 214V213H94ZM101 214V213H100ZM117 215V217H116V215ZM120 214V215H119ZM82 216H84V218L82 217ZM113 216L115 217V219L113 218ZM81 217V218H80ZM92 217V218H91ZM83 218V219H82ZM113 218V219H112ZM119 218V219H118ZM93 221V223L94 222H96V223H94L95 225H93V223H92V221ZM81 220V222L80 223H78L79 221ZM85 220V221H84ZM87 220H89L88 222H86ZM84 221V222H83ZM112 221V222H111ZM84 223V225L85 226H83V223ZM81 224H82V226H81ZM93 226V228H92V226ZM100 226V227H99ZM75 229H76V232L77 233H75ZM102 229V228H101ZM103 230H104V228H103ZM92 231L94 232V234L92 233ZM99 233V232H98ZM92 234V235H91ZM76 237H75V236ZM90 237V238H89ZM93 237V236H92ZM73 240V241H72ZM81 241V242H80ZM70 242V243H69ZM75 242V243H74ZM88 242V241H87ZM86 242V243H87ZM74 243V244H73ZM85 243V244H86ZM72 246H71V245ZM78 246V247H77ZM75 247V248H74ZM81 247V246H80ZM77 248V249H76ZM227 248H228V250H227ZM253 248V247H252ZM263 248V247H262ZM245 249H247V248H245ZM244 249V250H245ZM231 250V249H230ZM234 250V249H233Z\"/></svg>",
  "mask_w": 264,
  "mask_h": 264
}]
</instances>
